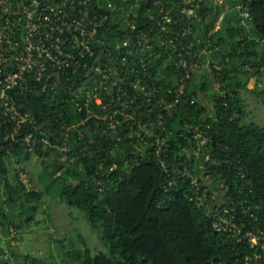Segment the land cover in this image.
Here are the masks:
<instances>
[{"label": "built area", "instance_id": "1", "mask_svg": "<svg viewBox=\"0 0 264 264\" xmlns=\"http://www.w3.org/2000/svg\"><path fill=\"white\" fill-rule=\"evenodd\" d=\"M227 2L0 0V141L59 163L58 173L87 172L94 187L154 158L167 177L190 180L197 205L220 234L248 246L242 264H264V195H230L225 180L204 166L196 173L209 141L205 130L189 127L186 156H172L168 141L175 112L197 102L194 76L207 69L216 78L222 70L213 56L222 51ZM233 8L248 28L245 3ZM215 85L224 98L230 92ZM39 98L59 114L42 122L31 102ZM9 160L25 190L33 191L25 162L14 150ZM237 175L244 178V169ZM7 240L15 247L21 234L12 226L8 236L0 230L1 255L17 264Z\"/></svg>", "mask_w": 264, "mask_h": 264}, {"label": "trees", "instance_id": "2", "mask_svg": "<svg viewBox=\"0 0 264 264\" xmlns=\"http://www.w3.org/2000/svg\"><path fill=\"white\" fill-rule=\"evenodd\" d=\"M229 1L231 8L220 30L222 51L213 56L222 70L216 78L207 69L194 76L192 92L197 94V102L193 106H181L175 112L168 125V141L172 156H186L182 148L190 145L189 127L194 125L198 130H205L209 139L203 148L207 155L203 163L206 173L224 179L230 195L241 196L250 190L264 195V124L244 122L248 112L241 94L248 80L264 66V0ZM241 2L251 16L248 28L241 25L239 13L233 11ZM226 56L229 62L225 61ZM216 81L230 91L225 98L216 88ZM252 91L261 96L264 104V87ZM21 99L24 101V96ZM42 99L31 102L38 118L45 122L60 110L53 102ZM235 113L238 116L235 117ZM182 132L188 133L180 136ZM14 146L11 140L0 141V230L5 236L9 235V226L21 234L25 225L34 222L33 216L45 193L44 189L27 192L18 175L9 174L11 150L23 161L32 156ZM225 160L230 164L225 165ZM240 167L245 171L244 178L237 175ZM59 168V163L47 161L45 164L41 178L47 190L78 209L100 232V239L108 250L93 258L87 254V262L242 264L249 251L246 244L229 240L214 228L211 219L197 205L188 178L167 177L154 158L142 160L130 172L118 171L111 177L101 178L98 187L88 184L87 172L71 168L58 173ZM168 180L172 184L166 187ZM243 182L248 185L241 188ZM4 204L10 210L4 208ZM15 205L21 210L14 212ZM26 206L30 207L27 218L22 216ZM6 247L17 264H25L27 260L38 263L31 254H20L9 240ZM8 263L0 248V264Z\"/></svg>", "mask_w": 264, "mask_h": 264}, {"label": "rangeland", "instance_id": "3", "mask_svg": "<svg viewBox=\"0 0 264 264\" xmlns=\"http://www.w3.org/2000/svg\"><path fill=\"white\" fill-rule=\"evenodd\" d=\"M226 5L227 9L231 8L229 2ZM233 11L236 12L237 10ZM257 76L258 78L246 83L250 87L241 91L243 103L248 112L244 122L254 121L263 125L264 104L261 96L252 90L253 88L264 87V70L257 73ZM42 162L44 164V161ZM43 164L39 159L37 162L35 157L31 159L35 175H32V170L27 167L33 188L40 187L44 189L45 193L33 216L35 222L27 224L28 226L25 225L27 231L24 232L23 249L38 259L37 264H92L87 262L88 255L93 258L98 253L108 252L100 239V232L89 224L78 209L60 201L57 196H53L47 190L45 182H39L35 171L41 169ZM3 207L10 210L6 204ZM29 209L30 207L26 206L22 216L27 218ZM17 210L20 211L21 208L15 205L14 212H18ZM21 237L23 238V232H21Z\"/></svg>", "mask_w": 264, "mask_h": 264}, {"label": "crops", "instance_id": "4", "mask_svg": "<svg viewBox=\"0 0 264 264\" xmlns=\"http://www.w3.org/2000/svg\"><path fill=\"white\" fill-rule=\"evenodd\" d=\"M201 73H203V72H201ZM256 78H258V76L257 75H255V76H253V77H251L249 80H248V82L250 81V80H252V79H256ZM247 87H250V86H248V84H247ZM253 90H254V88H253ZM34 157L35 156H31L29 159H27V160H25L24 162H25V164H26V166L27 167H29L31 170H32V175H35L34 174V170H33V166L31 165V159H34ZM206 157H207V155H205V153L203 152L198 158H196V162H195V171H196V173L197 172H202V168H203V163H204V161H205V159H206ZM35 160L38 162V158H36L35 157ZM40 160V159H39ZM41 161V163L43 164V162H42V160H40ZM45 164H47V161H44V164L43 165H41V169H39L38 171H35V173H36V177L39 179V182L40 183H42L43 181H42V175H43V171H44V166H45ZM9 174L12 176V175H14L15 173H14V169H13V167L11 166V165H9ZM32 181V180H31ZM39 189H42V188H37V189H35V190H39ZM218 190H217V188L216 187H214V192L216 193ZM1 194H2V189H1ZM35 222V221H34ZM34 222H32V223H34ZM29 225V224H28ZM27 225V226H28ZM27 226H24L23 228H22V231L21 232H23V238H22V242H20L19 244H17V246H15L16 248H17V250H18V252L20 253V254H24V255H26V254H31L32 256H34L32 253H30L29 251H25L24 249H23V246H22V244H23V239H24V232L25 231H27ZM22 253H21V252Z\"/></svg>", "mask_w": 264, "mask_h": 264}]
</instances>
